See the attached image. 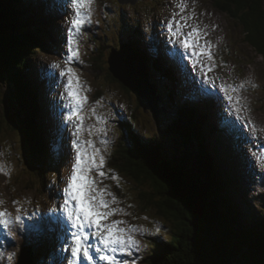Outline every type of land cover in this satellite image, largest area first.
Returning a JSON list of instances; mask_svg holds the SVG:
<instances>
[{
	"label": "rangeland",
	"instance_id": "obj_1",
	"mask_svg": "<svg viewBox=\"0 0 264 264\" xmlns=\"http://www.w3.org/2000/svg\"><path fill=\"white\" fill-rule=\"evenodd\" d=\"M216 2L217 0H183L186 7L181 11L179 7L181 0H95L91 22L84 24L81 33L74 37L77 41L74 46L78 47L79 56L66 64L65 61L69 56L66 44L67 30L71 26L70 21L74 16V10L71 7V0H55L54 5L59 10V17L62 18L58 21L63 31L61 49L58 52L55 51L58 55L43 53L36 58L40 62L39 68L46 69V87L51 95V101L55 102L53 111L55 110L54 116H56L59 131L55 130L51 136L60 143L59 133L62 131L61 139L66 142L63 146H66L68 150L66 156L61 154L63 159L58 175L56 170L47 173L46 188H41L40 179L32 173L33 169L24 158L17 132H12L10 129L8 131L7 127H4L3 132L0 133V163L4 164L10 172V175L0 173V201H4L0 209L6 208L13 215L19 214L22 217V224L12 226L15 233L13 236L0 226V253H3L0 256V264L18 262L21 249L18 233L23 234V239L32 246L36 259L42 253L39 250L44 248L45 241L52 248L51 251H47V256L52 257L46 256L35 264H51V262L67 264L64 258L68 257L69 253L59 251V248L66 247L63 241L66 238L70 239V234L64 231V228H70V225L66 220L62 225L54 219L62 214L61 193L66 187V181L74 163L75 142L78 139L75 135V125L80 123L75 117L73 121L67 119L72 109L68 106L63 88L67 77L60 74L67 67L73 68L74 73L79 77L81 91L87 96V101L79 114L83 116L79 139L92 140L105 158L102 171L106 175L101 178L95 170L90 175L97 180L98 187L104 188L106 185L107 190L115 195L118 203L112 204L111 207L123 209L127 213V215L117 213L109 220H123L126 223L120 225L121 227L127 228L134 225L146 230L132 232L134 238L140 243V251L133 250L131 255L117 254L118 259L127 260L129 264H138L148 250L153 233L162 228L163 219L157 215V209L153 208V211L143 209L139 204L138 190L135 185L110 165L112 155L121 139L119 122L128 118L133 109L137 110L140 118V125H138L146 134L151 135L162 132L174 116L169 108L165 91L160 94L163 98L160 106L165 109V112H162L157 121L150 109L134 93L127 94L118 83H112L106 78L111 47L118 49L120 45L125 44L123 35L126 32L123 34V30L130 31L138 24L141 25L142 33L148 42L149 36L153 35L152 43L158 45L156 36L159 37L160 41H163L159 44L162 51L167 49L168 52H166L171 57L175 56L179 71L190 78L188 82L191 81L194 84L191 83L193 88L188 95L215 97L216 106L213 116L231 133V136L223 141L236 150L234 155L238 162L234 160V163L238 169L240 162L243 161V166L239 169L242 172L239 182L244 187L250 204L259 211L264 209V61L246 43L245 32L239 22L221 12L216 7ZM174 13L176 21L188 25L182 30L185 34L192 30L189 26H198L205 33L199 40V44L204 46L207 42L212 60H208L206 53H201L199 59L202 60L203 67L199 63L193 66L190 52H185L179 46L177 38L168 32L167 24L173 20ZM182 17H188L187 21ZM173 27L175 29L176 25L174 24ZM148 30L152 32L149 33ZM180 39L182 40L183 36ZM93 57L95 59L98 57V63L94 68L92 67ZM56 64L60 67H54ZM209 67L211 71L208 70ZM96 69L100 72H95ZM162 78L160 73L154 72L150 81L152 84L161 86L160 84L167 80ZM42 80L45 87L44 79ZM212 82L215 87L212 86ZM221 84L236 86V91H231L230 88L228 91V94L233 97L231 104L224 92L219 90ZM241 85L243 87H240ZM10 91V86L0 81V112L3 106L2 100L8 98ZM41 95L45 96L43 89H41ZM237 97L240 98L238 102L235 99ZM65 124L68 133H65ZM170 143L173 146L170 152L179 156L185 154L186 147L177 144L175 140H171ZM85 147H87L86 144ZM177 150L178 153H176ZM113 176H118L119 180L113 179ZM105 199L111 200L112 197L106 195ZM53 209L56 211L54 212ZM32 219L33 221L36 219L39 223L33 222ZM59 224L62 228H59ZM41 225H49L54 229L47 231ZM52 234H55L53 242ZM27 236L34 242L26 240ZM9 256H12L11 260L8 259Z\"/></svg>",
	"mask_w": 264,
	"mask_h": 264
},
{
	"label": "trees",
	"instance_id": "obj_2",
	"mask_svg": "<svg viewBox=\"0 0 264 264\" xmlns=\"http://www.w3.org/2000/svg\"><path fill=\"white\" fill-rule=\"evenodd\" d=\"M54 4L55 0H0V81L10 86L8 99L31 129L26 144L41 188L47 173L56 170L58 175L65 145L58 146L51 136L59 131L55 102L46 87V69L39 68L36 58L61 49L63 31L58 21L62 18ZM216 4L239 22L246 43L264 61V0H217ZM140 27L123 30L125 44L143 60L150 79L157 72L169 80L153 85L159 94L166 92L174 116L162 132L153 135L139 126L136 109L119 122L121 139L110 165L135 185L141 207L156 208L163 219L138 264H264V209L257 210L245 195L239 182L241 164L238 169L234 163L236 150L223 141L230 132L213 116L215 103L188 95L192 82L179 71L175 56L162 51L159 37L158 45H153V35L148 42ZM97 61L93 57V68ZM39 75L46 97L39 93ZM106 78L131 93L109 68ZM2 104L0 133L4 127L16 132L7 124L3 100ZM178 136L189 147L180 156L170 152V141Z\"/></svg>",
	"mask_w": 264,
	"mask_h": 264
},
{
	"label": "snow or ice",
	"instance_id": "obj_3",
	"mask_svg": "<svg viewBox=\"0 0 264 264\" xmlns=\"http://www.w3.org/2000/svg\"><path fill=\"white\" fill-rule=\"evenodd\" d=\"M94 3L95 0H71L74 16L70 21L71 26L67 30L66 44L69 56L65 61L66 64L79 56V49L74 46L77 44L74 37L81 33L84 24L91 22ZM179 7L181 11L186 7L183 0H181ZM175 16L174 13L173 20L167 24L168 32L171 36L177 38L179 46L185 52H190L193 58V66L199 63L203 67V62L199 59L201 53H206L208 60H212L207 42L204 46L199 44V40L204 35L203 31L198 26H189L192 30L185 34L182 30L188 25L176 21ZM182 19L187 21L188 17H182ZM174 24L176 25L175 29ZM181 36H183L182 40L180 39ZM197 49H200V51H197ZM54 67L59 68L60 65L56 64ZM208 70L211 71V67ZM60 74L67 77L63 88L66 92L68 106L72 109L67 119L73 121L75 117L80 121L75 125V135L78 139L75 142L76 155L74 163L67 178L66 187L61 193L63 196L62 214L54 218L62 225L65 220L70 225V228H64L65 233L70 234V239L66 238L63 241V245H66V247H62V251L69 253V256L64 259L67 260V264H129L127 260L118 259L117 254L131 255L133 250L140 251V243L134 238L132 232L146 230L139 229L134 225L127 228L121 227L120 225L126 223L123 220H109L117 213L124 215H127V213L123 209L111 207L112 204L118 203L115 195L107 190L106 185L104 188L98 187L97 180L90 175L93 170L101 178L106 173L102 171L105 158L100 154V149L95 147L92 140L81 141L79 139L83 125V116L79 114L87 101V96L83 95L79 77L74 73L72 67H67ZM212 86L215 87L214 82H212ZM240 87H243V85ZM229 88L231 91L237 90L236 86H225L224 84L219 86V90L224 92L226 99L231 104L233 97L228 94ZM235 99L238 102L240 98ZM85 144L87 147H85ZM0 173L10 175V172L2 163H0ZM112 178L119 180L118 176ZM106 195L111 196L112 199H105ZM3 203L4 201H0V205H3ZM14 203L19 202L14 201ZM53 211L56 210L53 209ZM17 224H22V217L19 214L13 215L6 208L0 209V226H3L10 236L15 235L12 226ZM2 255L3 253H0V256ZM8 259L11 260L12 256H9Z\"/></svg>",
	"mask_w": 264,
	"mask_h": 264
},
{
	"label": "water",
	"instance_id": "obj_4",
	"mask_svg": "<svg viewBox=\"0 0 264 264\" xmlns=\"http://www.w3.org/2000/svg\"><path fill=\"white\" fill-rule=\"evenodd\" d=\"M108 63L112 76L126 89L134 93L141 102L145 103L155 120L159 121L162 112H165V109H162L160 106L163 98L158 93L157 88L151 83L149 71L144 66L145 63L137 57V54L127 44L120 45L118 49L112 48ZM3 102L6 109L5 120L17 132L19 140H21L24 158L29 163V166H32L31 148L29 144H26L27 139L31 138H28L31 129L28 127L23 116L15 111L10 99L4 98ZM175 140L181 142L179 144L182 147L189 148L181 136L176 137ZM190 149L194 148L190 147ZM176 153H178V150ZM34 254L32 247L26 246L21 250L17 264H34L36 260Z\"/></svg>",
	"mask_w": 264,
	"mask_h": 264
},
{
	"label": "bare ground",
	"instance_id": "obj_5",
	"mask_svg": "<svg viewBox=\"0 0 264 264\" xmlns=\"http://www.w3.org/2000/svg\"><path fill=\"white\" fill-rule=\"evenodd\" d=\"M65 3H66V1H65ZM152 9V8H151ZM154 11V10H153ZM149 15V14H148ZM143 20V19H142ZM208 20V19H207ZM142 22V21H141ZM205 34V33H204ZM167 51V49H164V52H166ZM168 52V51H167ZM166 52V53H167ZM168 54V53H167ZM137 57H138V55H137ZM139 58V57H138ZM140 59V58H139ZM141 60V59H140ZM143 61V60H142ZM144 66H145V68H146V70H149L148 69V67L144 64ZM169 66H171V64L169 65ZM166 69V67L164 68V70ZM168 69V68H167ZM39 74V73H38ZM47 76V75H46ZM39 78H41V79H43V77L41 76V75H39ZM41 79H40V82H39V93H40V95H41V89H45V87H44V85H43V80L41 81ZM47 79V78H46ZM47 81V80H46ZM221 108V107H220ZM220 117V116H219ZM57 129V128H56ZM65 129H66V132L65 133H68V131H67V127H66V124H65ZM61 134V133H60ZM62 136V135H61ZM66 143V142H65ZM61 144L58 142V146H60ZM67 150H68V148L66 147V146H64V147H62V150H61V154H63L64 156H66V153H67ZM239 152V151H238ZM63 155H61V157H63ZM63 159V158H62ZM242 164H243V161L241 162ZM32 221H33V219H32ZM33 222H35V223H39V221H36V219H35V221H33ZM44 229L46 228V230L47 231H49V230H53L54 228L53 227H51V226H43V225H41ZM41 228V227H40ZM59 228H62L61 227V225L59 224ZM24 230V229H23ZM209 230V229H208ZM56 231V230H55ZM3 232V231H2ZM56 232H58V231H56ZM55 232V233H56ZM210 232V231H209ZM18 233V232H17ZM22 236H24L23 234H20V233H18V239L21 241V246H22V244H25L26 246H27V243H26V241H25V239H23V237ZM63 239V238H62ZM61 239V240H62ZM61 240H59V242L61 241ZM61 247V246H60ZM25 247H23L22 249H24ZM22 249H20L19 250V254H20V252H21V250ZM62 251V249H60L59 248V251ZM64 254V253H63ZM60 260V259H59ZM17 264V263H16ZM35 264V263H34ZM51 264H53V262H51Z\"/></svg>",
	"mask_w": 264,
	"mask_h": 264
}]
</instances>
